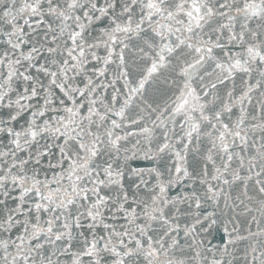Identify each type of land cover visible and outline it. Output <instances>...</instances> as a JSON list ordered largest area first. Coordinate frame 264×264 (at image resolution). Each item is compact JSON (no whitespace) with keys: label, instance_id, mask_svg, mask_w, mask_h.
<instances>
[{"label":"water","instance_id":"1","mask_svg":"<svg viewBox=\"0 0 264 264\" xmlns=\"http://www.w3.org/2000/svg\"><path fill=\"white\" fill-rule=\"evenodd\" d=\"M0 264H264V0H0Z\"/></svg>","mask_w":264,"mask_h":264}]
</instances>
